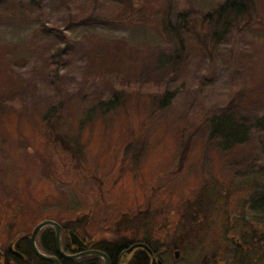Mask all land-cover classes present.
Returning <instances> with one entry per match:
<instances>
[{
    "label": "rangeland",
    "instance_id": "rangeland-1",
    "mask_svg": "<svg viewBox=\"0 0 264 264\" xmlns=\"http://www.w3.org/2000/svg\"><path fill=\"white\" fill-rule=\"evenodd\" d=\"M219 1L4 0L0 4L1 263L11 260L7 251L23 257L16 245L21 236L29 241L42 219L85 221L86 238L113 235L121 240L132 230L148 235L157 229L166 242L185 241L180 256L188 263L203 264L202 257L215 252L227 214L238 211L248 184L262 177L257 170L264 165V130L254 125L248 142L222 151L208 139L206 121L213 112L227 110L248 116L264 113V0H255L251 24L233 29L213 51L211 45L205 49L184 34L187 56L168 81L175 94L167 107L154 102L162 87L155 85L157 77L152 75L147 86H130V97L106 118L96 116L79 131L76 127L86 104H94L107 85L108 78L93 86L94 74L129 78L141 66L142 55L153 56L156 45H167L156 27L163 8L169 7L172 17L177 11L191 15L198 30L201 15ZM86 13L124 21L123 15L156 16L147 23L80 22ZM64 35L73 47L68 56L53 62L51 44L64 43ZM107 90L108 85L103 93ZM60 97L66 99L64 117L70 121V131L64 130L72 133V144L83 148L85 156L72 162L65 159L72 150L52 138L42 120L48 103ZM78 163L102 176L101 188L93 179L80 177ZM212 187L219 204L193 207L191 203L203 199L201 190ZM46 228L54 232L46 225L36 238L44 253L39 236ZM62 241L63 230V249ZM30 249L34 253L31 245Z\"/></svg>",
    "mask_w": 264,
    "mask_h": 264
},
{
    "label": "trees",
    "instance_id": "trees-1",
    "mask_svg": "<svg viewBox=\"0 0 264 264\" xmlns=\"http://www.w3.org/2000/svg\"><path fill=\"white\" fill-rule=\"evenodd\" d=\"M3 1L4 0H0V4ZM255 6V0H221L212 8V10L210 9V11L205 12V15H201L199 23L200 29L198 30L195 25L197 19L192 18L191 15H186V13H183L182 11H177L176 15L172 17L171 13L169 14V7H165V9L163 8L162 15H157L156 17V27L159 29L162 38L167 42V45H156V47H154L156 50L152 51L153 56L142 55L141 66H139L136 73L134 75L132 74L129 78L124 75H112L109 73L99 76L94 74L95 79L93 80L92 85H100L103 79L108 78L107 85L110 88V91L107 90L106 93H103L106 85L100 89L102 95H100V98L96 99L94 104H86L85 110V103L82 105L81 108L84 111L80 114L79 119L77 120L78 125L76 128H78V131L84 123L90 122L93 117L98 116L103 120V118H106L107 114L110 115L114 112L119 106H121L124 99L126 100V98L128 99L130 97L127 93L130 86L136 84H144L147 86L149 81L147 78H151L152 75L157 77L155 85L162 87V95H159L158 98L154 96V102L159 108L163 109L167 107L175 94V91L168 88V81L170 78L178 74L176 65L183 63L187 56V45L184 39V34L191 36L199 46H202L205 49H208V46L211 45L210 50L213 51L215 46L226 40L233 29L242 30L251 24L254 17L253 13H256ZM89 7L90 6L86 8L88 9V12L91 9ZM154 16L156 15H141V17L134 18L133 15H123L122 17L125 19L124 21L119 19L120 17L114 19L101 15L88 14L80 18L79 21L82 23H90L94 21L120 24H130L136 21L147 23L151 21ZM70 24L71 23H69L68 26ZM62 34H64L63 31ZM64 37L66 38L64 43H62V41H56L51 44L55 48V52L52 54V56L55 57L53 62L56 61L57 57L63 59L64 56H68L71 47H73L71 40L65 35L63 38ZM76 43L75 45H77ZM145 52L146 51H143L142 53ZM208 55L210 56L211 53ZM126 56L127 59L130 58L128 54H126ZM148 57H150V60ZM167 65L170 69L166 67ZM49 99L50 98H47V100ZM65 108L66 99H63L62 97L57 101H50L42 112V120L46 122V125H49L51 137L57 139V141L65 146L66 149L72 150V153H68L67 156H65V159H67L68 162H72L76 157L81 158L84 155L82 154L83 148L79 147L78 149L73 145L75 140L71 138L72 133L68 135L64 130L65 128L70 131V121H67L68 119H65L64 117V115L68 113L65 112ZM206 125L208 139L213 140L220 150L229 151L237 145L249 141L254 125L264 130V113L261 115L254 114L253 116H248L234 110H227L219 114L213 112L208 117ZM135 155L136 153L134 156ZM77 166L79 167V175L81 178L86 180L91 178L99 188L102 187V176L99 177L95 172L93 173L89 169L80 166L79 163ZM87 170H89V173H86ZM257 171L260 172L259 174L262 177L259 178L258 181L250 182V184L247 183L249 185L247 188H250L248 190L250 192H247L249 196L248 202L252 205V211L264 216V165L260 166ZM103 195L104 193L101 192L99 196ZM84 218L85 215L83 219ZM74 222V220L69 221V219H64L62 222H58L63 230L62 247L66 252L72 251L71 243L69 241V229H72L77 233L79 232L78 235H80L82 239L86 238V222ZM78 225L82 226L78 227ZM19 241L20 242L16 246L18 250L23 253V257H17L12 252L7 251V258L10 256L11 260H7V263H1L0 261V264H53L50 261L37 257L31 252L27 236H21ZM120 243L121 241L119 240V237L112 235L110 239L108 237L106 238V236L102 239L94 238L93 246L107 253L110 257V264H117L116 252L120 247ZM39 244L41 249L46 253L55 254L56 246L54 232L49 231L48 228L41 231ZM60 261L61 264H74V261L62 257H60ZM76 264H102V259L97 255H91L77 260Z\"/></svg>",
    "mask_w": 264,
    "mask_h": 264
},
{
    "label": "flooded vegetation",
    "instance_id": "flooded-vegetation-1",
    "mask_svg": "<svg viewBox=\"0 0 264 264\" xmlns=\"http://www.w3.org/2000/svg\"><path fill=\"white\" fill-rule=\"evenodd\" d=\"M201 191L204 193L203 199L202 201L191 203L193 207L197 203H203L207 204L204 206L205 209H207L208 204L217 205V202L219 204L220 200L216 199L214 195L215 187L208 190L205 188ZM248 199L249 196L247 194L241 203L242 205H237L238 211L232 214H227V226L222 231V235L215 239V252L211 256L206 255L202 257L203 264H264V216L252 211V205H250ZM171 211L173 214L177 213V210ZM133 224L139 226L137 220H135ZM166 228H168L167 225ZM157 233L160 232L155 229L150 234L148 233V235H146L144 231H140L139 234H135L133 230L126 234H122L123 236H120V238H122L120 240V247L116 252V263L198 264L197 262L188 263L182 258V256H180V251L182 252L186 246L185 241H178V238H174L172 242H166L165 240H162L160 235ZM164 233L168 234L169 231H164ZM219 233H221V231ZM165 236L168 237V235ZM69 241L72 248L70 253H76L86 249H98L93 246L94 238L82 239V241L87 244V247L81 248H77V246L71 242L70 235ZM135 243L146 244L149 247L150 252L143 247H135L128 252L127 249ZM55 255H57L60 260L61 256H59L57 252H55ZM91 255L93 254H89L84 257ZM84 257L82 256L77 259L70 260L74 261L73 263L76 264L77 260Z\"/></svg>",
    "mask_w": 264,
    "mask_h": 264
},
{
    "label": "water",
    "instance_id": "water-1",
    "mask_svg": "<svg viewBox=\"0 0 264 264\" xmlns=\"http://www.w3.org/2000/svg\"><path fill=\"white\" fill-rule=\"evenodd\" d=\"M46 225H51L54 228V239H55L57 253L59 256L72 260V259H77V258L82 257V256L93 254V255H98L102 258V260H103L102 264H110V259H109V256L107 255V253L102 251V250H99V249H86V250L78 251L76 253L64 252L63 249L61 248L62 227L57 221H55L53 219H42L33 227L32 231H31L30 239H29L30 245H31L34 253L37 256H39L40 258L47 260V261H50L53 264H61L57 255H51V254H46V253L42 252L41 250H39V248L36 244V238H37L38 232L40 231V229L42 227H44ZM69 233H70L71 242L73 244H75L77 246V248L87 247V244L84 243L78 237L77 234H75L72 231ZM135 247H143L144 249H146L147 251L150 252L149 247L144 243H135L132 246H130L127 249V251L129 252Z\"/></svg>",
    "mask_w": 264,
    "mask_h": 264
}]
</instances>
